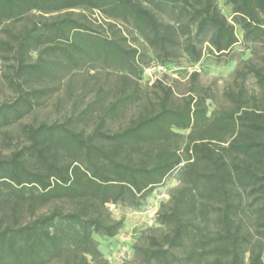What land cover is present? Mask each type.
I'll use <instances>...</instances> for the list:
<instances>
[{"label": "trees", "instance_id": "16d2710c", "mask_svg": "<svg viewBox=\"0 0 264 264\" xmlns=\"http://www.w3.org/2000/svg\"><path fill=\"white\" fill-rule=\"evenodd\" d=\"M227 1L244 40L264 44V0ZM79 9L130 24L161 64L181 48L198 62L205 43L218 58L239 43L216 0H0V31L6 22L40 16L24 34L0 40L9 66L6 81L16 94L0 105V131L40 106L47 91L28 88L33 82L58 81L101 65L141 77L140 51L120 32L105 36L74 18ZM54 13L62 15L43 17ZM249 78L259 94L249 92ZM155 86L163 93L157 108L150 105L117 132L106 129L105 119L119 117L136 101L125 90L90 135L76 123L91 116L100 99L76 119L23 126L27 145L0 155V264H107L93 234L114 238L124 220L106 216V206L127 199L139 206L181 165V185L161 205L159 227L133 247L136 258L143 264H245L249 246V264H264L263 241L252 245L241 220L245 198L251 199L264 237V65L243 63L225 91L232 108L210 116L203 90L175 106L172 88Z\"/></svg>", "mask_w": 264, "mask_h": 264}, {"label": "rangeland", "instance_id": "374dc122", "mask_svg": "<svg viewBox=\"0 0 264 264\" xmlns=\"http://www.w3.org/2000/svg\"><path fill=\"white\" fill-rule=\"evenodd\" d=\"M216 4L220 12L235 26L239 43L228 55L221 58L211 52L210 45L205 43L202 46L203 56L198 62L189 58L181 48L177 56L167 64H161L157 60L144 39L133 31L130 24L109 21L99 11L74 10V18L88 21L99 33L109 37H118L120 32L127 37L128 44L137 48L141 53L138 62V68L143 70L141 77H138V73L130 75L124 70L111 69L101 65L95 70L84 69L69 72L62 80L47 79L43 82H33L28 88L44 89L47 93L33 113L20 123L0 131V155L9 156L27 145V139L23 134L24 125H38L43 122L48 124L63 123L68 119H76L93 101L100 99L101 104L94 113L80 123H76L78 131L90 135L105 116L109 104L125 90L124 93L135 96L136 101L130 104L119 117L110 118L107 116L105 119L106 129L109 132H117L144 113L150 105H155L157 108V104L163 96L160 89L155 86L158 82L172 88L171 103L175 106H181L189 95L196 96L197 91L203 90L201 93L209 97L206 100L209 116L215 111L230 110L232 105L225 98L226 89L233 86L236 71L242 67L243 63L252 62L258 66L264 65V44L244 40V32L233 21L232 6L227 0H216ZM38 15V13H33L24 21L6 22L1 26L0 40H11V35L24 34L31 28L32 20L35 17H40ZM61 15L54 13L43 17L53 21ZM182 41L184 42V40ZM36 58L37 54L34 53L32 59L36 60ZM8 71L9 66L3 59V53L0 50V105L16 98L14 90L6 81L5 75ZM193 73L198 74L197 79L190 78ZM125 77H127L126 80H124ZM246 87L250 93L259 94L260 92L252 78L247 80ZM176 132L187 136L190 130H176ZM182 142L180 145L183 146L184 142ZM136 157L138 156L136 155ZM182 166L167 176L164 182L147 194L145 198H140L139 206L133 207L130 199L121 204L106 206V216H110L114 221L124 220L122 228L114 238L93 234L107 264H143L136 258L133 247L137 244H145L148 231L159 227L157 214L161 205L170 200L171 192L181 185ZM251 203V199L245 198L246 210L241 214V220L243 233H248L249 240L254 245L262 241L264 243V237L257 227ZM64 207L67 211L72 209L69 204H65ZM49 210L50 208L47 207L40 213H46ZM2 213L0 212V219ZM245 248L247 250L244 255L245 264H249L250 253L248 250L250 247L246 246Z\"/></svg>", "mask_w": 264, "mask_h": 264}]
</instances>
